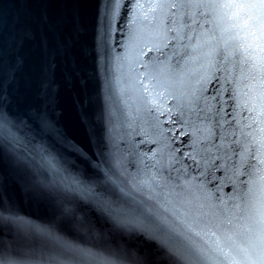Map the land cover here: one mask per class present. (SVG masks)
<instances>
[{
    "label": "snow or ice",
    "instance_id": "obj_1",
    "mask_svg": "<svg viewBox=\"0 0 264 264\" xmlns=\"http://www.w3.org/2000/svg\"><path fill=\"white\" fill-rule=\"evenodd\" d=\"M97 6V73L111 91L127 65L119 93L134 95L136 108L102 114L97 135L88 97L79 100L91 152L56 128L48 111L56 58L72 38L57 37L53 47L41 36L36 101L13 111L18 101L8 88H18L36 33L21 27L6 35L0 16V161L32 174L30 191L44 209L24 215L0 194V264H264V0ZM40 23L48 25L46 14ZM126 124L134 132L146 126L153 139L141 144L168 142L141 150ZM133 236L155 252L134 248Z\"/></svg>",
    "mask_w": 264,
    "mask_h": 264
},
{
    "label": "water",
    "instance_id": "obj_2",
    "mask_svg": "<svg viewBox=\"0 0 264 264\" xmlns=\"http://www.w3.org/2000/svg\"><path fill=\"white\" fill-rule=\"evenodd\" d=\"M48 16L49 23L42 26L40 23L41 15ZM0 16L5 23V33L9 34L14 28L28 27L36 33V39L26 44L24 54L26 63L18 74L19 86L13 85L8 88L9 96L15 97L18 103L14 102L10 110L15 111L17 107L21 110L27 105L35 103L36 94L39 89L40 81V50L39 43L41 36H47L49 43L54 47L56 38L61 39L71 37V46L56 58L55 87L52 93L54 97L48 109L55 127L63 132L71 141L82 145L89 152L92 147L89 144V135L92 128L82 120L81 105L79 100L88 97L89 115L93 119L92 127L95 128L97 135L101 133V115H107L109 111L115 112L119 107L124 112L134 111L136 108L135 96L127 94L121 96L119 89L126 87L125 77L128 67L125 65L121 72L115 73L120 77V83L111 91L104 86V74L97 73L96 59L94 55L95 36L98 25L99 9L97 0H33L24 4L19 0H2L0 2ZM131 13L128 14V19ZM17 20L19 23L17 24ZM115 39H119L118 34H114ZM109 43L114 46L115 40ZM115 55V53H113ZM12 53L8 49L5 51L3 73L6 76L11 67ZM113 66L109 65V72ZM126 101V104H125ZM169 103L174 102L169 98ZM163 119V118H162ZM187 129L186 126L181 125ZM132 127L125 125V131L129 133V139L137 142V147L141 150L152 147L153 150L164 148L167 138H161L160 143L153 145L149 143L141 144L140 141L153 139L151 133L145 136L141 129H146L143 124ZM170 127V125H165ZM173 131L177 129L173 127ZM172 133L166 134L171 137ZM177 140L180 137L176 138ZM175 147V144H173ZM165 149V153H166ZM0 173L3 181L0 183V194H6L7 198L24 215L37 216L44 211L43 206L33 199L30 188L34 180L32 174L23 166H15L10 159L0 161ZM103 226V221L100 222ZM115 239L120 242L121 237L116 235ZM134 248L142 249L144 252H155L152 242L143 237L133 236L127 240Z\"/></svg>",
    "mask_w": 264,
    "mask_h": 264
}]
</instances>
